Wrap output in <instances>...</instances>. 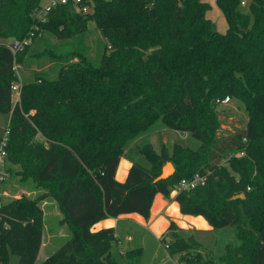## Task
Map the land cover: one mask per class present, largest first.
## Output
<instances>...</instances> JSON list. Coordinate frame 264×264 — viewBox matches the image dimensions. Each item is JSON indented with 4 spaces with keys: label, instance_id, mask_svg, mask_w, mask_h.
Instances as JSON below:
<instances>
[{
    "label": "trees",
    "instance_id": "16d2710c",
    "mask_svg": "<svg viewBox=\"0 0 264 264\" xmlns=\"http://www.w3.org/2000/svg\"><path fill=\"white\" fill-rule=\"evenodd\" d=\"M215 4L227 24L223 33L207 16L206 0H82L54 6L43 21L33 17L39 0H0V39H29L15 51L0 43L6 160L17 164L20 180L43 188L34 199L0 203V264L8 254L15 264H114L112 228L90 227L125 213L147 219L154 194L168 197L181 179L206 171L204 185L176 193L179 210L202 216L213 229L234 228L236 241L215 258L193 231L183 234L170 222L161 243L180 264H264V191L248 184L253 167L264 169V0H250L247 11L240 0ZM89 21L100 34L93 59L83 41ZM50 36L58 43L50 44ZM25 48L19 64L35 69L19 79L20 105H12L13 64ZM47 61L57 70H43ZM225 95L247 103L251 116L245 127L219 135L216 107ZM156 119L200 140L199 148L175 143L168 154L165 146L154 152L145 144L138 152L147 164L133 162L124 181H116L125 141ZM240 152L245 156H235ZM167 161L175 172L153 182ZM40 197L55 201L68 233L34 263ZM141 253L125 249L124 264H140Z\"/></svg>",
    "mask_w": 264,
    "mask_h": 264
},
{
    "label": "rangeland",
    "instance_id": "374dc122",
    "mask_svg": "<svg viewBox=\"0 0 264 264\" xmlns=\"http://www.w3.org/2000/svg\"><path fill=\"white\" fill-rule=\"evenodd\" d=\"M49 0H39V6L45 5ZM210 6L207 16L210 18V20L214 23V26L217 31L223 33L226 31L227 24L220 13V10L215 4L214 0H206ZM241 10L247 11L248 6H242ZM38 14V10H34V16L35 18ZM88 32L85 35L84 38V45L88 47V57L93 59L95 56L96 51V45L97 40L100 39V34L97 31V29L94 28L93 22L89 21L88 24ZM27 39V38H26ZM23 39V40H26ZM49 43L50 44H57L58 41L53 38L49 37ZM12 38L8 39H0V43H6L11 44ZM21 49V48H20ZM18 49V50H20ZM27 49L21 51L17 55V61L14 62V72H13V79L11 80V85H17L19 87V79H21L24 76H28L29 72L34 68L35 64L31 63L29 65H20L19 62L24 59L27 56ZM58 52L62 51L58 47ZM75 59H72L69 62H74ZM59 64H53L52 62H45L41 68L43 70H46L47 67H49L48 72H52L57 70V67ZM22 76V77H21ZM226 97H228V101H226ZM11 101L12 105H20V99L18 92L15 94L13 93L11 95ZM217 111L219 112V121L220 125L218 127V133L219 135H225L229 134L231 132H235L236 129H240L246 126V123L248 122L250 116H251V107L244 103L236 97L231 95H225L221 100L219 105L216 107ZM9 115L4 112H0V135L3 133L4 129L7 127ZM36 138L41 139L39 136H36ZM175 143L181 144L183 146H187L190 149L196 150L199 148L201 141L194 138L187 132H180L173 130L167 126H165L160 119H156L151 122V124L143 131L137 133L135 136L127 139L124 143L122 156L128 159L133 160L134 162L146 165V161L144 158L140 155L138 152V147H142L145 144H148L154 152H159L160 149L165 146L167 148L168 154L171 153L172 147ZM260 144L264 147V140L260 142ZM145 149V147L143 148ZM252 150V146H250V150L248 153H250ZM11 152V150H10ZM13 157L14 155L11 154ZM237 157L245 156L241 154L235 155ZM248 158L252 161V157L248 155ZM171 162V161H169ZM166 163V162H165ZM164 163V164H165ZM172 163V162H171ZM8 164V162H7ZM163 164V165H164ZM226 165L225 168L232 172V169L230 168V165L228 162L224 163ZM11 168V174L6 179V181L0 185V203L9 202L11 200L19 199L22 195L26 198L34 199L39 194H41L43 191V188L35 185L32 183L28 178L25 180H20L19 176L15 173V169L18 167L17 164L14 162H10L8 164ZM162 165V166H163ZM173 165V163H172ZM175 168V166L173 165ZM91 177L95 175V171L91 170L90 172H87ZM237 176V175H236ZM249 182L248 184L250 186L253 185V183L257 182L260 186L261 190L264 191V169L262 172L258 170L257 167H253V170L250 173V178H248ZM249 189V188H248ZM171 193H175V191L172 189ZM37 205L39 206L41 210V218H40V224H42L41 229V236H40V245L38 250L41 251L38 253V256L35 258L34 263H39L43 259H45L47 256H49L59 245L60 243L66 239L67 233H68V226L63 222H60L59 219L61 218V214L59 213L56 203L53 199L50 197H40L36 201ZM258 220H262V218H258ZM130 223L125 222H119L117 229L115 230V240H112L110 242L109 253L111 260L114 264H124L123 258L121 256L122 251L124 249H127L130 246H126L123 238H122V230L126 228L127 230H130L128 226ZM124 225V226H123ZM180 231L183 234H189L190 231L185 228L181 227ZM234 228L232 227H226V228H220V229H213L211 227L210 231H199L197 234V239L202 244V249L204 253H211L215 258H218L220 254L223 252V247L228 241L235 242L234 239ZM127 247V248H125ZM142 249L141 257H140V264H176V261H159L160 256H158L157 260H153V254L151 250L148 248ZM160 252H163L162 249ZM164 253V252H163ZM42 254L44 257H42ZM15 257L8 254L6 257V264H15Z\"/></svg>",
    "mask_w": 264,
    "mask_h": 264
},
{
    "label": "crops",
    "instance_id": "0c3cea01",
    "mask_svg": "<svg viewBox=\"0 0 264 264\" xmlns=\"http://www.w3.org/2000/svg\"><path fill=\"white\" fill-rule=\"evenodd\" d=\"M133 162V160L125 158L121 154L114 172V179L118 182L124 181L127 171ZM175 196L176 192L170 193L168 197H165L161 193L154 194L147 219H144L137 213L119 214L116 217H105L98 220L90 227V230L97 231L102 228L111 227L115 238L114 233L118 223L121 221L130 223L128 226L132 229L127 230L124 228L121 231L126 246H130L129 244H131L132 247L142 246L143 248L151 250L154 258L153 260H157L158 256L161 255L159 261H167L168 259V261H176V264H180L177 256L171 257L160 241L161 235L167 230L170 222H174L179 229L185 227L189 231H193L196 237L199 231H210L211 226L200 215L193 216L182 214L175 200ZM161 249L164 253L160 252ZM40 251L39 249L38 253ZM42 257H44L43 254Z\"/></svg>",
    "mask_w": 264,
    "mask_h": 264
},
{
    "label": "built area",
    "instance_id": "2783aa9c",
    "mask_svg": "<svg viewBox=\"0 0 264 264\" xmlns=\"http://www.w3.org/2000/svg\"><path fill=\"white\" fill-rule=\"evenodd\" d=\"M82 0H49L45 5L39 6L38 14L36 17H38V20L43 21L45 19V16L47 12L53 8L54 6L58 4H66V3H72L73 5H78L79 2ZM250 0H240V6H247L249 4ZM88 8L86 5H83L81 7V11H86ZM37 19V18H36ZM29 42V39L22 40V41H12L11 44L8 45V47L12 50H18L20 49L24 44H27ZM10 89L12 94L18 92V86L17 85H10ZM228 97H226V101H228ZM7 134L8 130L7 128L4 129L3 133L0 135V184H3L6 179L9 177V172L6 170L7 165ZM239 154L243 155L244 152H240ZM209 171H206L204 173L202 172H196L194 173L190 178H183L181 179L174 187L173 190L177 193L180 190H187L195 188L196 186L204 185L207 179V175L209 174ZM4 226H6L4 224Z\"/></svg>",
    "mask_w": 264,
    "mask_h": 264
},
{
    "label": "water",
    "instance_id": "95a60500",
    "mask_svg": "<svg viewBox=\"0 0 264 264\" xmlns=\"http://www.w3.org/2000/svg\"><path fill=\"white\" fill-rule=\"evenodd\" d=\"M90 10L87 9L85 11V13L89 12ZM175 172V168L173 167L172 163L167 161L163 166H162V169H161V173L153 179V182H156V181H159L161 179H166L168 178L169 176H171L173 173ZM241 198L243 197L242 194L240 195H235L234 198Z\"/></svg>",
    "mask_w": 264,
    "mask_h": 264
}]
</instances>
